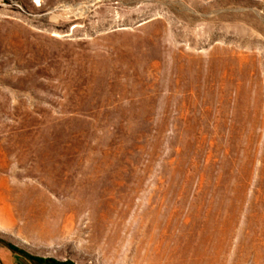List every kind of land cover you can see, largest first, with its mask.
<instances>
[{"label":"rangeland","instance_id":"374dc122","mask_svg":"<svg viewBox=\"0 0 264 264\" xmlns=\"http://www.w3.org/2000/svg\"><path fill=\"white\" fill-rule=\"evenodd\" d=\"M5 242L264 264V0H0Z\"/></svg>","mask_w":264,"mask_h":264},{"label":"trees","instance_id":"16d2710c","mask_svg":"<svg viewBox=\"0 0 264 264\" xmlns=\"http://www.w3.org/2000/svg\"><path fill=\"white\" fill-rule=\"evenodd\" d=\"M5 244L11 251L22 254L36 264H75L74 261L70 259L59 260L53 257H42L26 252L12 243L5 242Z\"/></svg>","mask_w":264,"mask_h":264}]
</instances>
